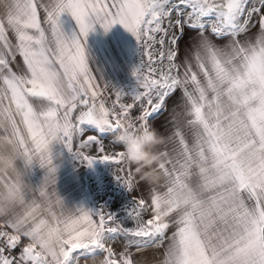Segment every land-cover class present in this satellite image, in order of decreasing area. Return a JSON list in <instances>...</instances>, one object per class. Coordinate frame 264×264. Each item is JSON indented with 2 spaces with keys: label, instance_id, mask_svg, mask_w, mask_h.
Wrapping results in <instances>:
<instances>
[{
  "label": "snow or ice",
  "instance_id": "6c2138e0",
  "mask_svg": "<svg viewBox=\"0 0 264 264\" xmlns=\"http://www.w3.org/2000/svg\"><path fill=\"white\" fill-rule=\"evenodd\" d=\"M0 6V194L8 183L16 186L12 203L0 198V264H150L134 259L149 250L160 257L151 264H264V0H0ZM64 12L78 32L65 33ZM117 23L136 37L140 52L147 49L148 64L141 60L133 69L139 88L131 102L112 86L109 107L100 99L86 38L96 24L108 31ZM17 55L26 72L13 70ZM178 91L165 122L173 125L166 139L174 146L165 144L157 165L164 190L149 185L150 202L133 197L126 208L131 226L102 208L68 209L54 191L51 143L62 142L88 165L96 159L123 165L124 151L106 152L100 133L114 134L125 122L151 126ZM86 131L96 134L75 143ZM112 143L121 141L115 135ZM92 147L101 155L84 151ZM34 164L46 170L38 185L26 181ZM137 174L128 163L126 174L115 176L131 192L142 181Z\"/></svg>",
  "mask_w": 264,
  "mask_h": 264
},
{
  "label": "crops",
  "instance_id": "0c3cea01",
  "mask_svg": "<svg viewBox=\"0 0 264 264\" xmlns=\"http://www.w3.org/2000/svg\"><path fill=\"white\" fill-rule=\"evenodd\" d=\"M4 12V8L0 6V14ZM41 19H43V11L41 10ZM178 17L175 13L172 14L171 19L175 21ZM61 26L67 35H71L73 32H78V25L76 24L75 19L71 16L70 13L64 12L61 14ZM188 33V30H185ZM255 31V29H253ZM193 34L194 33H190ZM9 39L15 43L14 35L9 32ZM159 38V37H157ZM187 36L185 37L186 40ZM243 39V37H241ZM185 40L180 41V58L182 59L185 55ZM86 53L89 58L90 67L93 70V74L97 77V83L100 85V88L103 90V94L100 99L106 101L107 106L111 107V98L112 95V86L120 89L126 95L124 97L123 102L129 103L131 102V95H133L139 88V82L133 74V69L140 65L141 60L144 62L145 69L148 64V56H138L139 53V43L136 37L126 30L121 24L117 23L111 27L110 30L105 31L99 24L94 25V30L88 33L86 38ZM171 45L166 39L164 50L165 54L167 53V49ZM2 47V45H0ZM160 45H155L151 51L154 56L158 57ZM167 63V61H165ZM19 66V67H18ZM155 66V65H154ZM12 67L14 71L17 72H26V66L23 65L22 57L19 55L16 56V60L12 62ZM108 84V87L105 89V84ZM180 95L179 91L176 93V96L168 100L167 102V110L161 112L156 115L158 125H163L162 128L166 126V129L161 132L165 137L173 131V125L171 123H165L172 113V105L176 98ZM135 109V108H134ZM136 109H139L138 106ZM179 111H183V109H178ZM116 111L119 112L120 109L117 107ZM138 114V113H137ZM154 116L152 117V119ZM188 117L183 116L180 120L181 125L184 124V121ZM184 134L186 138L191 143L192 136L189 129L184 128ZM171 142V145L169 144ZM173 142L168 141L167 149L171 151L173 148ZM51 153L53 164L56 166V185H55V193L60 196L64 204L68 209H73L77 207H83L87 210L96 211L97 209L102 208L105 213L116 211L115 208L118 206H122L120 201L114 199L112 204L115 207L108 206L107 202L99 198L90 199V191L89 182L87 183L85 180H77L74 170L79 164L76 162V158L74 157V152L69 151V149L60 141L54 140L51 143ZM165 149V145L162 146V150ZM132 168L135 169L136 167ZM45 169L41 168L38 164H34L26 176V181L32 183L33 185H38L41 183L44 175ZM138 180V174H137ZM140 188L138 184L136 188ZM139 193V192H138ZM135 194L132 196L130 201H132L133 197H139V194ZM146 200H150L148 197H143ZM96 209H95V208ZM99 207V208H98ZM109 243H113L109 241ZM119 241H115L113 243L114 249L117 253L121 252L122 249L118 247ZM147 255L143 256L141 259H145L146 261L154 262L158 260L159 254L155 253V250H149L146 252ZM102 255L96 258V261L99 262L102 260ZM134 259L141 260L134 256ZM80 264H85V261L82 259ZM87 264H93L92 260H88Z\"/></svg>",
  "mask_w": 264,
  "mask_h": 264
},
{
  "label": "rangeland",
  "instance_id": "374dc122",
  "mask_svg": "<svg viewBox=\"0 0 264 264\" xmlns=\"http://www.w3.org/2000/svg\"><path fill=\"white\" fill-rule=\"evenodd\" d=\"M169 47V46H168ZM147 49L142 48L140 52L139 47V53L138 56H147L146 55ZM114 97L111 98V103L113 102ZM173 100V98H172ZM112 106V104L110 105ZM139 109H133L132 110V116L135 117L137 113L140 112V106L137 105ZM157 116H154L153 119L149 121L152 127H155L159 131L163 132L166 129V126L164 129L162 128L163 125H158V122L155 120ZM85 127H87L85 125ZM96 134L94 131H86L83 136H78L76 138L75 143H79V140L86 139L88 135ZM102 137H104V147L106 152H112L113 150H122L123 146L119 143H112L113 137L116 135L110 134L108 132L100 133ZM171 145V142H169ZM84 151L89 155H101V153H98L95 149V147L92 148H85ZM74 157L76 158V162L79 164L78 167L74 170V173L76 175V179L79 180H85L87 183L89 182V190L90 199L99 198L103 200L104 202H107V205L109 206L112 204V201L114 199H117L122 203V206H118L115 208L116 211L113 213L120 219L124 220L127 224V226H131V221L128 219L126 208L128 207L129 203L131 202L130 199L135 194H139V197H148L149 194V185L143 181L139 182L140 188H135L133 191H129L124 184L117 179L115 175H125L128 169V163L125 161L123 165L118 164H111L110 161H104L100 159H96L93 161L91 165H88L87 162L82 161L74 152ZM133 167H136L133 165ZM124 168V172H121L120 169ZM138 180H139V174H138ZM162 182L160 185H157V187L160 191H163V185ZM150 202V200H149ZM112 207H115V205H110ZM95 208V207H94ZM99 208V207H98ZM96 209V208H95ZM145 219H148L149 216L145 214ZM119 241L118 247L123 249L124 241L122 239H118ZM158 254V253H156ZM147 255L146 252L141 253L139 256H136L137 258L141 259L143 256Z\"/></svg>",
  "mask_w": 264,
  "mask_h": 264
},
{
  "label": "clouds",
  "instance_id": "9594fccd",
  "mask_svg": "<svg viewBox=\"0 0 264 264\" xmlns=\"http://www.w3.org/2000/svg\"><path fill=\"white\" fill-rule=\"evenodd\" d=\"M116 137L123 146L124 158L127 163L135 165L140 179L151 186L165 183L166 178L157 167L165 158L162 146L168 143L166 137L155 127L133 129L124 123ZM0 198L12 203L16 199V186L8 183L0 194Z\"/></svg>",
  "mask_w": 264,
  "mask_h": 264
},
{
  "label": "built area",
  "instance_id": "2783aa9c",
  "mask_svg": "<svg viewBox=\"0 0 264 264\" xmlns=\"http://www.w3.org/2000/svg\"><path fill=\"white\" fill-rule=\"evenodd\" d=\"M19 252H20V248L19 247L16 250H14V254L15 255H19Z\"/></svg>",
  "mask_w": 264,
  "mask_h": 264
}]
</instances>
